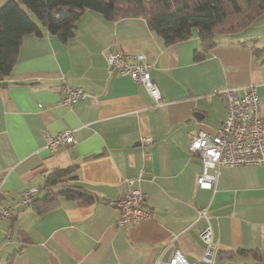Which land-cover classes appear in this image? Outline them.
<instances>
[{
  "label": "crops",
  "instance_id": "0c3cea01",
  "mask_svg": "<svg viewBox=\"0 0 264 264\" xmlns=\"http://www.w3.org/2000/svg\"><path fill=\"white\" fill-rule=\"evenodd\" d=\"M109 47L147 56L160 105L128 75L109 73ZM201 49L197 29L167 45L143 17L110 20L88 9L66 41L47 30L24 35L11 74L0 80V204L14 205L30 187L43 197L48 174L69 166L77 178L65 183L93 199L61 194L48 211L18 206L0 218V264H156L176 248L195 263L207 225L198 209L213 228L214 264H264V164L223 166L214 188L203 189L196 183L201 158L189 151L193 135L214 133L225 120L220 90L227 85L242 95L255 83L264 115V12L241 30L216 34V45L196 61ZM62 84L94 98L70 109L60 102ZM67 128L74 143L52 152L47 134ZM142 171L139 188L152 216L119 226L120 211L108 202L125 193L124 178ZM238 250L245 252L220 256Z\"/></svg>",
  "mask_w": 264,
  "mask_h": 264
},
{
  "label": "trees",
  "instance_id": "16d2710c",
  "mask_svg": "<svg viewBox=\"0 0 264 264\" xmlns=\"http://www.w3.org/2000/svg\"><path fill=\"white\" fill-rule=\"evenodd\" d=\"M58 8L68 11L56 17ZM87 9L110 20L143 17L167 45L191 38L197 29L202 49L195 52V60L200 61L216 45V34L238 31L263 13L264 0H8L0 6V80L11 74L24 35L41 36L47 30L66 41ZM75 170L69 166L50 172L47 194L35 197L31 205L42 213L52 209L61 194L84 202L92 200L93 195L81 185L65 183L77 178ZM233 252L245 251H221L220 256L231 257Z\"/></svg>",
  "mask_w": 264,
  "mask_h": 264
},
{
  "label": "built area",
  "instance_id": "2783aa9c",
  "mask_svg": "<svg viewBox=\"0 0 264 264\" xmlns=\"http://www.w3.org/2000/svg\"><path fill=\"white\" fill-rule=\"evenodd\" d=\"M105 57L110 74L128 75L146 89L154 98L155 105L163 102L160 88L151 76L153 64L144 53L129 55L109 47L105 51ZM242 88V95L238 94L239 87L235 85H227L221 89L220 94L226 109L222 125L214 133L199 130L191 138L189 151L198 154L202 161L196 179L198 188L213 189L223 166L264 164V115L260 113L261 103L257 87L255 83H249ZM59 90L60 102L70 109L81 99L94 98L83 88L69 84H62ZM46 137V146L52 152L75 141L74 130L70 128L56 134H47ZM145 140L151 142L152 137ZM143 178V171L136 177L124 178L125 193L108 202L120 211L117 222L119 226L138 224L152 216V207L148 204L145 193L139 188ZM38 192L37 187L25 188L20 191L14 205L0 204V218L11 217L18 206L31 205ZM198 218L207 220V225L200 231L205 245L203 256L197 262L190 263L184 253L176 248L166 260L160 255L156 264H214L213 228L205 209H198Z\"/></svg>",
  "mask_w": 264,
  "mask_h": 264
},
{
  "label": "water",
  "instance_id": "95a60500",
  "mask_svg": "<svg viewBox=\"0 0 264 264\" xmlns=\"http://www.w3.org/2000/svg\"><path fill=\"white\" fill-rule=\"evenodd\" d=\"M67 11H68V9H65V8H58V9L56 10V17H59V16L65 14ZM169 252H170V250H168V252L166 253V255H165V257H164L165 260L168 259V257H169Z\"/></svg>",
  "mask_w": 264,
  "mask_h": 264
},
{
  "label": "rangeland",
  "instance_id": "374dc122",
  "mask_svg": "<svg viewBox=\"0 0 264 264\" xmlns=\"http://www.w3.org/2000/svg\"><path fill=\"white\" fill-rule=\"evenodd\" d=\"M241 30V29H240ZM218 260H220L219 258H218Z\"/></svg>",
  "mask_w": 264,
  "mask_h": 264
}]
</instances>
